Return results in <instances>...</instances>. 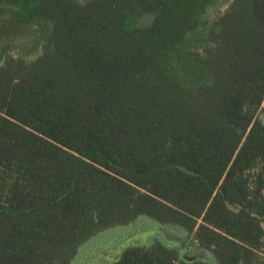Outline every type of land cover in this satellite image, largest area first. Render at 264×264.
I'll use <instances>...</instances> for the list:
<instances>
[{
    "label": "trees",
    "instance_id": "1",
    "mask_svg": "<svg viewBox=\"0 0 264 264\" xmlns=\"http://www.w3.org/2000/svg\"><path fill=\"white\" fill-rule=\"evenodd\" d=\"M139 217L264 264V0H0V264Z\"/></svg>",
    "mask_w": 264,
    "mask_h": 264
},
{
    "label": "rangeland",
    "instance_id": "2",
    "mask_svg": "<svg viewBox=\"0 0 264 264\" xmlns=\"http://www.w3.org/2000/svg\"><path fill=\"white\" fill-rule=\"evenodd\" d=\"M8 30L14 32L12 28ZM27 43L31 44L32 41L23 38L16 43V46H25ZM155 243H160L169 249L174 248L183 257L188 256L193 260L217 264L210 252L198 250L192 244L184 229L160 224L148 217H139L126 225L99 233L78 249L71 264H113L127 249Z\"/></svg>",
    "mask_w": 264,
    "mask_h": 264
}]
</instances>
